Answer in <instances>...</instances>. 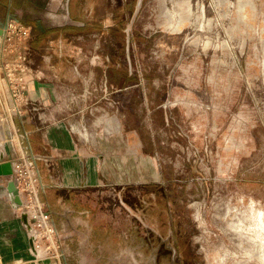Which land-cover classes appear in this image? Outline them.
I'll return each instance as SVG.
<instances>
[{"label": "rangeland", "instance_id": "rangeland-1", "mask_svg": "<svg viewBox=\"0 0 264 264\" xmlns=\"http://www.w3.org/2000/svg\"><path fill=\"white\" fill-rule=\"evenodd\" d=\"M86 2L85 25L63 52L35 48V67L91 128L132 131L160 174L74 190L73 206L115 233L94 241L112 264L139 250L162 263L264 264V0H143L137 15L138 0ZM81 247L73 264L90 256Z\"/></svg>", "mask_w": 264, "mask_h": 264}, {"label": "crops", "instance_id": "crops-1", "mask_svg": "<svg viewBox=\"0 0 264 264\" xmlns=\"http://www.w3.org/2000/svg\"><path fill=\"white\" fill-rule=\"evenodd\" d=\"M27 2L36 3L38 9H31ZM65 3L66 0H0V23L14 17L24 24L36 21L45 25L41 19H34L46 12L44 6L49 8L48 13L53 11L55 18L42 20L60 22L65 14ZM83 4L71 0L74 19L83 20L80 11ZM25 6L31 16L21 14ZM75 28L65 26L32 33L31 46L39 49L57 43L63 52ZM28 86L26 99L36 104V109L27 103L23 115L5 113L4 117L0 105L3 117L0 122V164L13 163L23 154L35 161L41 198L62 234L63 251L69 259L64 260V264H73L70 255L76 249L81 250L82 245H88L93 252L84 257V264H112L116 258L114 252L106 254L107 242L98 244L94 235L107 237L109 233H115L107 224L95 223L88 209L73 206L74 190L157 183L160 174L155 161L141 149L132 131L121 125L114 129L98 125L93 129L82 121L84 108L80 111L65 109L60 81L55 77L31 78ZM10 176L0 175V264H59L37 259L26 221L18 204L11 199Z\"/></svg>", "mask_w": 264, "mask_h": 264}, {"label": "built area", "instance_id": "built-area-1", "mask_svg": "<svg viewBox=\"0 0 264 264\" xmlns=\"http://www.w3.org/2000/svg\"><path fill=\"white\" fill-rule=\"evenodd\" d=\"M0 45V105L4 117L8 113L23 115L27 101L26 92L31 78L43 76L37 62L32 60L35 48L31 46V27L17 18L10 17ZM61 85V84H60ZM62 87V86H60ZM27 101V102H26ZM6 113V114H5ZM10 176L17 187L21 203L18 210L27 216L26 226L36 256L61 264L65 257L60 244V234L41 198V187L34 160L23 154L12 163Z\"/></svg>", "mask_w": 264, "mask_h": 264}, {"label": "water", "instance_id": "water-1", "mask_svg": "<svg viewBox=\"0 0 264 264\" xmlns=\"http://www.w3.org/2000/svg\"><path fill=\"white\" fill-rule=\"evenodd\" d=\"M142 1L143 0H138V3H137V9H136V12H135V15H137L138 11H139V8L142 4ZM44 10L46 9V12L43 13V15H36L34 16V19L35 20H38V19H41V22L45 23V27H42V31L43 32H46L48 29H54V28H57V27H65V26H84L85 25V22L83 21H79V20H76L74 19L72 16H71V0H66V3H65V14H64V17L63 19L60 21V22H46V20H42V18H46V17H51V18H55V14L53 13V11L51 12H47V11H50L49 8L47 6H44L43 7ZM39 21V20H38ZM6 22H3V23H0V45L2 43V40H3V36H4V27L6 25ZM27 26L31 27L32 29V33H36L33 31L34 29V24L31 23V24H26ZM13 173V166H12V163L10 162H6V163H2L0 164V175H12ZM9 191H10V194H11V199L12 201H14L16 204H20L21 203V198H20V195L18 194V191H17V187H16V184L14 183V181H11L9 183V187H8ZM23 218L25 221H27V216L24 214L23 215Z\"/></svg>", "mask_w": 264, "mask_h": 264}, {"label": "flooded vegetation", "instance_id": "flooded-vegetation-1", "mask_svg": "<svg viewBox=\"0 0 264 264\" xmlns=\"http://www.w3.org/2000/svg\"><path fill=\"white\" fill-rule=\"evenodd\" d=\"M27 5L30 6L31 9H34V10L38 9L37 8L38 5L36 3L27 2ZM28 9L29 8L27 6L22 8L20 11L21 14L24 16H27V17H28V15L31 16L32 14L30 13V11ZM33 23H34V29H33L34 32L40 31V30H42V27H45V25L41 26L36 21L35 22L33 21ZM124 258H125L124 264H174L173 258L162 263L160 261L158 262L155 259V253L152 254V252H151L150 254H145L144 252H141L140 250L138 252H136L134 255H131V256L127 255Z\"/></svg>", "mask_w": 264, "mask_h": 264}]
</instances>
